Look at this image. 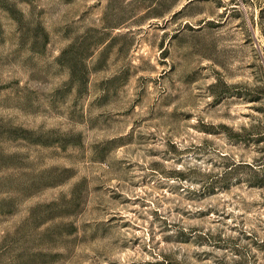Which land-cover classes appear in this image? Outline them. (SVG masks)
Segmentation results:
<instances>
[{
	"label": "rangeland",
	"instance_id": "1",
	"mask_svg": "<svg viewBox=\"0 0 264 264\" xmlns=\"http://www.w3.org/2000/svg\"><path fill=\"white\" fill-rule=\"evenodd\" d=\"M0 264H264V0H0Z\"/></svg>",
	"mask_w": 264,
	"mask_h": 264
}]
</instances>
